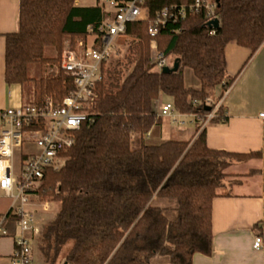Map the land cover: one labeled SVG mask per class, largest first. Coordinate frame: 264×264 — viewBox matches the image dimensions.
<instances>
[{
	"label": "trees",
	"instance_id": "1",
	"mask_svg": "<svg viewBox=\"0 0 264 264\" xmlns=\"http://www.w3.org/2000/svg\"><path fill=\"white\" fill-rule=\"evenodd\" d=\"M77 1L20 0L19 29L6 36L5 82L23 88L33 83L30 105L61 102L74 89L59 57L45 53L51 48L59 55L66 45L73 48L98 33L102 9ZM195 1L146 0L148 18L127 25V36L136 39L134 67L122 81L97 85L91 122L77 133L64 166L45 173L39 194L59 210L40 233L42 264H150L157 256L192 264L196 254L211 255L212 206L225 171L262 152L211 149L200 127L189 142L148 145L144 138L160 120L156 105L162 95L180 114L205 117L215 109L235 81L227 74V44L235 41L255 54L264 43V0H211L217 29L206 10L168 22L155 37L157 48L168 67L176 61L180 66L163 74L151 61L149 22L164 8ZM33 66L58 70L36 78ZM185 68L199 88L186 86ZM218 90L217 102L208 104ZM217 114L213 121L227 120L221 107ZM155 200L176 205L162 208ZM256 230L264 242V225Z\"/></svg>",
	"mask_w": 264,
	"mask_h": 264
},
{
	"label": "built area",
	"instance_id": "2",
	"mask_svg": "<svg viewBox=\"0 0 264 264\" xmlns=\"http://www.w3.org/2000/svg\"><path fill=\"white\" fill-rule=\"evenodd\" d=\"M145 2L109 0L110 17L98 28L97 34L91 35L92 40L79 42L74 49H64L60 68L72 79L74 89L61 102L49 99L42 107L23 104L0 112V120L6 124L0 134V192L10 200L9 210L0 216V241L13 240L9 264H35L32 241L39 222L29 208L35 206L34 202L49 208L48 201L43 202L39 194L45 173L64 166L77 133L91 122L97 85L107 82L108 64L122 50L118 40L127 36V25L148 18ZM215 6L211 0L171 6L149 22L151 61L159 71L168 62L157 48L155 37L159 30L168 22H177L201 10H206L212 21L216 18ZM158 110V117L175 118L172 103L162 104ZM217 110L216 106L206 115L205 124L216 117ZM260 118L264 120V113ZM24 147L30 151L24 152ZM17 153L19 160L15 162ZM254 248H264L260 236L255 238Z\"/></svg>",
	"mask_w": 264,
	"mask_h": 264
},
{
	"label": "crops",
	"instance_id": "3",
	"mask_svg": "<svg viewBox=\"0 0 264 264\" xmlns=\"http://www.w3.org/2000/svg\"><path fill=\"white\" fill-rule=\"evenodd\" d=\"M88 2L79 0L77 5L100 7L103 23L106 22L110 17L109 4L106 6L101 0ZM19 16L20 0H0V112L27 104L24 88L9 86L5 82L6 36L18 31ZM89 39L92 40L91 35ZM225 59L227 74L235 81L217 103V108H222L227 120L215 122L212 119L205 124L206 116L176 111L175 118L160 117L144 141L148 145L167 141L189 142L197 137V128L200 127V132L206 131L207 145L211 149L239 154L262 152L261 158L233 164L225 171L224 186L219 189V196L212 206V253L210 256L196 254L192 264H264V248H254L255 238L259 236L256 226L264 225V120L260 118L264 113V43L252 54L251 50L235 41L229 42L225 48ZM187 87L199 88L200 84L192 81ZM216 93L220 95V90ZM167 103H172V99L162 95L156 105L157 113L160 105ZM5 128L6 124L0 120V134ZM155 204L170 209L176 205L172 200H155ZM9 206L10 203L0 216L9 210ZM9 239L10 251L3 255L0 253L8 263L13 251V240ZM3 240L0 241V252H3ZM150 264L171 263L167 257L157 256Z\"/></svg>",
	"mask_w": 264,
	"mask_h": 264
},
{
	"label": "rangeland",
	"instance_id": "4",
	"mask_svg": "<svg viewBox=\"0 0 264 264\" xmlns=\"http://www.w3.org/2000/svg\"><path fill=\"white\" fill-rule=\"evenodd\" d=\"M96 0H89V4L91 3H95ZM102 3H104L107 6V3L109 2V0H101ZM136 40V39H135ZM134 40V38H132L131 36H126L124 38H121L118 40V47L122 50L119 51V54L114 57L108 64V79H107V83H109V81L112 82H117L119 78L120 81H122L123 78H125L126 75H128L130 73V71L132 70V68L134 67L135 64V60H136V54H135V44L136 41ZM89 42L91 41V39L88 40ZM79 43V42H78ZM75 44V46L71 49L76 48L77 44ZM66 48H70L68 45H66L64 47V49ZM64 49L61 51V53L58 55L57 52H55V50L49 48L46 50L45 55L47 57H59L62 54V52L64 51ZM57 68L56 66L52 69L48 66L46 67H31L30 70V74L32 76L35 75L36 78H40V77H44L47 76V74H50L51 72L55 71L57 72ZM184 77H185V82L186 85H191V82H197V79L195 78V76L193 75L192 71L189 68H185L184 69ZM25 91V102L27 104L33 102L34 98H35V86L33 83L28 84L27 86H25L24 88ZM218 94L214 93L213 98L211 99L212 101H209V104H213L217 102V98H218ZM25 148V147H24ZM30 148H25L24 152H29ZM19 160V153L16 154L15 156V162H18ZM46 200H43V202ZM10 201L8 199H6V197H4L3 193L0 192V212H2L4 209H6L9 205ZM35 206H31L29 209L34 213V216L36 218V220L39 222L38 225L36 226V233L34 236V239L32 241V247L34 250V261L35 264H42L43 262V258L38 250V246L40 244V233L42 230V227L47 224L49 221H52L54 219V217L56 216L58 210H59V205L56 203H51L48 201L47 205H48V209H44L42 207L41 203H36L34 202ZM1 250L3 252L2 255L5 253H8L11 249V240L8 238L6 240H3L2 246H1ZM0 264H9L7 259L5 257H0Z\"/></svg>",
	"mask_w": 264,
	"mask_h": 264
},
{
	"label": "water",
	"instance_id": "5",
	"mask_svg": "<svg viewBox=\"0 0 264 264\" xmlns=\"http://www.w3.org/2000/svg\"><path fill=\"white\" fill-rule=\"evenodd\" d=\"M209 25H210L211 28H215V29H217V28H219L220 22H219L218 19H214V20L210 21ZM179 66H180L179 62L176 61V62L174 63V66H173L172 68H170V67H164V68L162 69V73H163V74H169V73L176 72V71H178ZM206 110H207L208 112H210V111H211V108L208 107Z\"/></svg>",
	"mask_w": 264,
	"mask_h": 264
}]
</instances>
